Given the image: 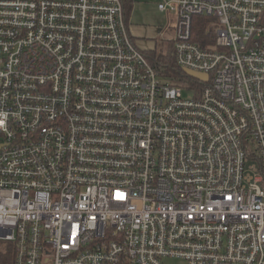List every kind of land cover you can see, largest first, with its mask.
I'll list each match as a JSON object with an SVG mask.
<instances>
[{
    "label": "built area",
    "instance_id": "2783aa9c",
    "mask_svg": "<svg viewBox=\"0 0 264 264\" xmlns=\"http://www.w3.org/2000/svg\"><path fill=\"white\" fill-rule=\"evenodd\" d=\"M124 1L0 0V243L13 264H264V0L159 5L177 66L209 76L192 98Z\"/></svg>",
    "mask_w": 264,
    "mask_h": 264
},
{
    "label": "rangeland",
    "instance_id": "374dc122",
    "mask_svg": "<svg viewBox=\"0 0 264 264\" xmlns=\"http://www.w3.org/2000/svg\"><path fill=\"white\" fill-rule=\"evenodd\" d=\"M129 17V32L136 46L141 50L156 49L166 53L176 37V14L169 9L161 10L164 0H133ZM171 1V0H168ZM183 95L192 98L191 84L183 83ZM168 264H178L169 260Z\"/></svg>",
    "mask_w": 264,
    "mask_h": 264
},
{
    "label": "trees",
    "instance_id": "16d2710c",
    "mask_svg": "<svg viewBox=\"0 0 264 264\" xmlns=\"http://www.w3.org/2000/svg\"><path fill=\"white\" fill-rule=\"evenodd\" d=\"M133 3V0L124 1L127 17H129L132 11ZM217 27V20L214 17H195L192 26L193 39L203 48H214ZM142 52L165 78L176 83H189L191 87L201 84L195 78L188 76L184 69L177 66L172 45L166 53L158 52L156 49ZM8 246V248L3 247L0 243V264H13L14 262L13 249L10 245Z\"/></svg>",
    "mask_w": 264,
    "mask_h": 264
},
{
    "label": "water",
    "instance_id": "95a60500",
    "mask_svg": "<svg viewBox=\"0 0 264 264\" xmlns=\"http://www.w3.org/2000/svg\"><path fill=\"white\" fill-rule=\"evenodd\" d=\"M184 71L186 72V74L192 78L201 80L203 82H208L209 80V76L207 74L204 73H199V72H195L189 69H184Z\"/></svg>",
    "mask_w": 264,
    "mask_h": 264
},
{
    "label": "crops",
    "instance_id": "0c3cea01",
    "mask_svg": "<svg viewBox=\"0 0 264 264\" xmlns=\"http://www.w3.org/2000/svg\"><path fill=\"white\" fill-rule=\"evenodd\" d=\"M129 17H130V15H129ZM129 17H127V15H126V21H127V24H129ZM128 28H129V26H128ZM135 43V42H134ZM171 45H172V43H171ZM141 50V49H140ZM149 50H153V49H149ZM141 51H144V50H141ZM146 51H148V50H146Z\"/></svg>",
    "mask_w": 264,
    "mask_h": 264
}]
</instances>
